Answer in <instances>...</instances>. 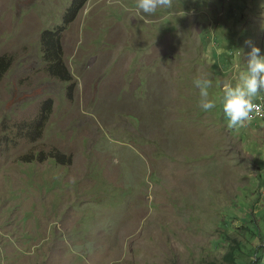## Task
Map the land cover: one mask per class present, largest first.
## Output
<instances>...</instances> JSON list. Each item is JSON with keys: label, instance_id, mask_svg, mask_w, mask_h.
<instances>
[{"label": "rangeland", "instance_id": "rangeland-1", "mask_svg": "<svg viewBox=\"0 0 264 264\" xmlns=\"http://www.w3.org/2000/svg\"><path fill=\"white\" fill-rule=\"evenodd\" d=\"M70 2L0 0V264H224L233 239L250 264L264 120L228 127L220 97L264 53V0H87L64 23ZM58 27L67 80L41 49Z\"/></svg>", "mask_w": 264, "mask_h": 264}, {"label": "clouds", "instance_id": "clouds-1", "mask_svg": "<svg viewBox=\"0 0 264 264\" xmlns=\"http://www.w3.org/2000/svg\"><path fill=\"white\" fill-rule=\"evenodd\" d=\"M170 5L171 0H136L137 8L144 13H152L158 7L166 9ZM244 63L246 67L239 71L237 82L223 85L220 102L223 113L227 118L226 124L228 127L264 120V116L251 119L253 110L259 108L256 104L264 98L263 95L257 101L252 102V98L258 90L264 91V53L257 45L251 44ZM193 82L199 90L198 103L200 107L205 110L212 109L216 103L215 99L209 95V86L212 81L208 78H195Z\"/></svg>", "mask_w": 264, "mask_h": 264}, {"label": "trees", "instance_id": "trees-1", "mask_svg": "<svg viewBox=\"0 0 264 264\" xmlns=\"http://www.w3.org/2000/svg\"><path fill=\"white\" fill-rule=\"evenodd\" d=\"M87 2V0H71L70 6L66 8L64 12V19L63 22L67 23L66 21L76 15L79 9H81L84 4ZM62 29V27H58L54 30L52 29H46L42 30L40 32V42H41V49L42 53L45 56V61L47 62V69L48 71L55 75L56 77L58 76L61 79L67 80L70 78V74L68 70L64 67L61 59V48H60V37H59V32ZM11 63L10 57L6 55L0 56V77L2 74L7 70ZM46 107L49 108L48 102H46ZM46 113V112H45ZM44 113V114H45ZM46 117V115H44ZM43 123V120H40L36 128L32 127L31 123L27 124V127H25L24 134L27 135L28 137H31V133L35 132L37 128L41 127ZM54 158H56L58 161L61 160L62 154L56 152L53 154ZM30 159V154L27 153L24 155V161ZM243 222L240 223L239 226L236 225L237 228H241L239 230H242L244 234H246L248 237H254V242L253 245L256 247L254 253L256 252L255 256L250 257V264H264V239L263 241L261 240V237H256L253 236L255 233V230L251 228L250 226H247L246 228H242ZM254 228H258L256 225L253 226ZM236 229V228H235ZM258 232V230H256ZM263 242V244H261ZM229 251L225 255L224 264H240L239 263V258H242V254L245 255V251H242L243 247L238 245V242L236 240H230L226 241ZM259 252V254H258ZM209 264H216V262H211ZM220 264V263H217ZM222 264V263H221Z\"/></svg>", "mask_w": 264, "mask_h": 264}, {"label": "built area", "instance_id": "built-area-1", "mask_svg": "<svg viewBox=\"0 0 264 264\" xmlns=\"http://www.w3.org/2000/svg\"><path fill=\"white\" fill-rule=\"evenodd\" d=\"M258 109H254L251 114V119L262 118L264 116V98L260 100V103L256 104Z\"/></svg>", "mask_w": 264, "mask_h": 264}, {"label": "crops", "instance_id": "crops-1", "mask_svg": "<svg viewBox=\"0 0 264 264\" xmlns=\"http://www.w3.org/2000/svg\"><path fill=\"white\" fill-rule=\"evenodd\" d=\"M118 180H119V183L122 184V179H121V178H118ZM100 183H101L102 185H104V186H110V185L106 182V180H104V179L101 180ZM144 186H145V188L148 187V185H147L146 183L144 184ZM147 189H148V188H147Z\"/></svg>", "mask_w": 264, "mask_h": 264}]
</instances>
